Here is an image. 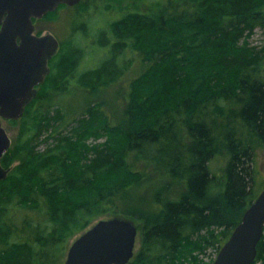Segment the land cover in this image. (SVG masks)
Returning a JSON list of instances; mask_svg holds the SVG:
<instances>
[{
  "label": "trees",
  "instance_id": "1",
  "mask_svg": "<svg viewBox=\"0 0 264 264\" xmlns=\"http://www.w3.org/2000/svg\"><path fill=\"white\" fill-rule=\"evenodd\" d=\"M120 8L108 56L80 70L84 48L62 46L24 115L9 120L20 130L0 159L10 168L0 180V264H63L71 239L106 216L139 227L127 264H212L264 188L253 165L256 150L264 152V43L249 41L264 30V0ZM128 51L144 67L120 121L101 101L74 118L45 109L48 91L65 81L92 93L118 81ZM153 174L166 178L155 208L131 206L132 191ZM251 264H264V234Z\"/></svg>",
  "mask_w": 264,
  "mask_h": 264
},
{
  "label": "water",
  "instance_id": "2",
  "mask_svg": "<svg viewBox=\"0 0 264 264\" xmlns=\"http://www.w3.org/2000/svg\"><path fill=\"white\" fill-rule=\"evenodd\" d=\"M81 0H0V159L11 146L4 119H20L51 71L59 41L35 33L34 18L60 4ZM10 168L0 161V180ZM264 234V188L222 245L212 264H251ZM139 227L125 216L100 218L70 244L64 264H127L135 255Z\"/></svg>",
  "mask_w": 264,
  "mask_h": 264
},
{
  "label": "rangeland",
  "instance_id": "3",
  "mask_svg": "<svg viewBox=\"0 0 264 264\" xmlns=\"http://www.w3.org/2000/svg\"><path fill=\"white\" fill-rule=\"evenodd\" d=\"M134 3H136V0H82L75 6H60L54 13H50L36 21V32L40 34L51 32L61 42V48L65 45L76 48L75 43L79 44L84 48V56L79 69H90L100 64L109 54L107 53L109 48L106 47V44L111 41L110 39H114L110 31L111 21L118 18L122 13L120 5L124 7L133 5ZM146 4L147 1L143 4L141 3L140 8H144ZM101 31H105L104 36L107 37L106 41H102L100 37ZM249 41L258 46L264 43V30L257 28ZM126 56L130 61L118 81L96 93H92L82 86L74 84V82L68 83L65 81L61 89L48 91V99H46L48 103H46L45 109L59 106L64 109L70 118H74L84 111L90 103L101 101L104 102L112 120L114 122L120 121L127 101L126 96L129 90V83L133 77L139 75L144 67L137 54L128 51ZM3 125L13 141L19 133L20 122L13 123L9 120H4ZM224 158L225 156L220 155L218 159L214 160V167L217 172L224 166L226 162ZM253 165L258 176L260 178L264 177V152L261 149L256 150ZM151 178L149 183L136 187L132 191V198L135 199V203L131 204V206L147 209L155 208L154 196L158 189L166 182V178L160 180L163 176L160 175L158 177L155 174ZM261 189L262 185H259L258 191H261ZM180 193V185L177 186L175 184L171 195L178 197ZM80 234L74 236L70 244ZM138 247L139 244L137 249ZM208 254V259L214 257L215 250L210 249Z\"/></svg>",
  "mask_w": 264,
  "mask_h": 264
},
{
  "label": "flooded vegetation",
  "instance_id": "4",
  "mask_svg": "<svg viewBox=\"0 0 264 264\" xmlns=\"http://www.w3.org/2000/svg\"><path fill=\"white\" fill-rule=\"evenodd\" d=\"M78 4H79V3H78ZM64 5H65V6H75V5H68V4H66V3H63V4H60V5L58 6L57 9H59L60 6H64ZM76 5H77V4H76ZM57 9H56V10H57ZM56 10H55V11H56ZM46 15H47V14H46ZM46 15H44L43 17H45ZM43 17H42V18H43ZM39 19H41V18H39ZM37 20H38V19L34 18V23H36ZM35 33L38 34V35H41V34H39L38 32H36V26H35ZM58 40H59V39H58ZM60 44H61V42L59 41V50L61 49V45H60ZM75 44H76V46L78 45L77 43H75ZM77 48L81 49V46H77ZM59 50H58V51H59Z\"/></svg>",
  "mask_w": 264,
  "mask_h": 264
}]
</instances>
